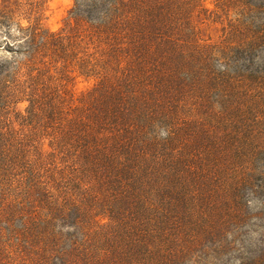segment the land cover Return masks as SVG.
<instances>
[{
  "label": "trees",
  "instance_id": "trees-1",
  "mask_svg": "<svg viewBox=\"0 0 264 264\" xmlns=\"http://www.w3.org/2000/svg\"><path fill=\"white\" fill-rule=\"evenodd\" d=\"M71 1L0 0V264H264V0Z\"/></svg>",
  "mask_w": 264,
  "mask_h": 264
},
{
  "label": "rangeland",
  "instance_id": "rangeland-1",
  "mask_svg": "<svg viewBox=\"0 0 264 264\" xmlns=\"http://www.w3.org/2000/svg\"><path fill=\"white\" fill-rule=\"evenodd\" d=\"M44 2V14H43V25L51 30L58 31L62 25L63 20L66 18L68 11L72 8L71 0H43ZM211 1L208 0V7H212ZM90 83H84L81 80H77L75 89L77 91H83L89 88ZM25 102H20L16 105L15 109L17 112L23 113L26 108ZM258 208L264 209V198L263 203L258 204Z\"/></svg>",
  "mask_w": 264,
  "mask_h": 264
}]
</instances>
